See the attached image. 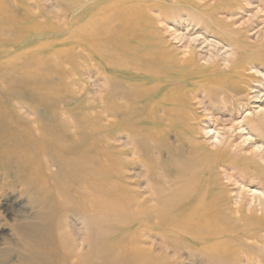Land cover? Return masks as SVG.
<instances>
[{"label":"bare ground","instance_id":"obj_1","mask_svg":"<svg viewBox=\"0 0 264 264\" xmlns=\"http://www.w3.org/2000/svg\"><path fill=\"white\" fill-rule=\"evenodd\" d=\"M173 6L221 27L219 1L202 13L186 0H52L36 17L0 0V264H262L264 192L245 186L256 178L264 190V108L242 123L241 142L261 143L251 171L249 158L222 155L217 135L215 151L196 143L190 61L148 14ZM224 60L217 91L264 101V74L250 73L261 77L254 91L238 80L242 60ZM226 165L244 186L220 178Z\"/></svg>","mask_w":264,"mask_h":264},{"label":"rangeland","instance_id":"obj_2","mask_svg":"<svg viewBox=\"0 0 264 264\" xmlns=\"http://www.w3.org/2000/svg\"><path fill=\"white\" fill-rule=\"evenodd\" d=\"M2 1L4 5H7V9L11 13L16 12L19 15H22L24 9L26 8L31 13L36 15V17L40 16L39 15L40 12L44 13L45 11L47 12V10H49L48 12L50 13L53 12V9L50 7L52 0H48V2L46 0H22V1L2 0ZM186 1L196 3L198 5V10L200 9L199 11H202V13L206 11L205 8H209L207 6L211 7L217 1H219L222 6L218 8L220 11L218 10L216 12V16L214 14V20H213L214 22L219 20L221 23L220 24L221 27L218 29V31L213 30L211 26L208 24V21H205L201 15L199 18H194V17L192 18V16L189 17L191 12H193L194 10L180 6H176V7L173 6V8H175L173 10V14H169L168 10L165 8V7H169L168 5L162 8V12H161V7H155L157 9L150 10L148 12V14L151 17L150 25L158 32L162 40H164L168 44L169 50H172L173 53L176 54L179 58L182 57L183 59L190 61L188 65V70L191 71L190 75L191 78L193 79L192 80L190 79L191 80L189 81L190 84L185 89L186 91L185 96L188 99V107L190 109L189 115L192 119L195 118L192 121V123H194V126L191 127V129L194 130V137L197 138V141L195 140L196 143L201 145L207 144L209 149L215 151L216 148L210 146L209 144L211 143L210 137H214L215 135H217V137L220 140L224 141L225 143L224 146L229 144L228 146L229 149L227 150V152L225 151L222 152V155L224 154L226 158V155L228 154V156L231 157L232 161L238 159L244 162L246 161V158H249V160L247 161V166L249 167L248 170L251 171L250 170L251 163L261 164V161L258 160L257 157H254L252 153L253 146L261 145V143L256 138H255L256 141L253 140L245 144L241 142V138L246 136L243 133L248 132V130L245 129L246 126H243L242 123L246 119L244 117L246 113L253 114V112H257L259 111V109L264 108V101L263 100L259 101L255 99L253 100V94H251L248 101L243 100V101H237L236 103V101H234L230 97L229 93L223 95L222 90L217 91V89L219 88L217 83H220L219 79L221 77L220 71L218 72V70H221L225 65L224 59H226L227 56L228 57L231 56L232 59H236L238 63L239 61L242 60V62H240L241 69H239L240 71L237 70V72L240 75V77H238V80L251 83V86L252 88H254V91L258 89L255 88L253 85L258 84L256 82L261 80V77H255L254 74H250V73H252L254 70H257L261 72V74L262 73L264 74V0H211V1L186 0ZM227 4H229V7ZM0 12H2L1 7H0ZM39 19L40 20H38V22L41 23L42 20L41 18ZM205 25L207 26V28ZM215 32L218 33L216 34ZM245 47L246 48L248 47L246 51H245ZM175 50L176 53L174 52ZM205 59L206 60L208 59L207 62ZM245 61L248 63H246ZM250 67L252 68L251 71H250L251 69ZM248 68H250L249 71L243 70ZM74 78H75L74 76L73 77L71 76V78L68 79L69 87L72 90H76L75 86L73 85ZM205 78H208V81L209 80L211 81L210 84H205L204 82ZM206 85H209L210 87ZM241 86L244 87V85ZM238 122L241 123L240 125L245 129L244 132H239V130L236 129V127L239 125ZM202 131H206V132L210 131V134L205 135L204 134L205 132ZM168 135L166 136L167 142L171 143L174 138L172 134L170 136ZM250 136L253 139L255 137L252 133L250 134ZM128 158L127 160L131 162V164H133L131 167H133L134 169L140 168L142 158H139L137 155L128 156ZM233 163L234 162H232V164ZM223 164H225V161L223 162ZM247 166L242 168L247 169ZM238 168L232 167L230 165L218 166V172L220 173L218 174L221 176L220 178H223L222 177L224 173L223 170H225L227 174L234 175V179L240 185L244 186L245 184H242L243 178L240 177V174L237 175L238 173L237 170L240 171V168L239 169ZM257 172L259 173V171ZM253 181L249 185L245 186L246 189L245 191L247 192L246 194L249 195L250 191L256 189L257 191L264 192V190H261V188L258 187V184L260 183L259 179L254 178ZM237 186L235 185L228 186L227 189L231 191V195L233 194L232 196L240 193L239 191L240 187ZM254 254L256 255L254 256L252 254L249 256V258L253 262L255 261L256 256H258L257 252H254ZM261 263L264 264V257L262 258Z\"/></svg>","mask_w":264,"mask_h":264}]
</instances>
